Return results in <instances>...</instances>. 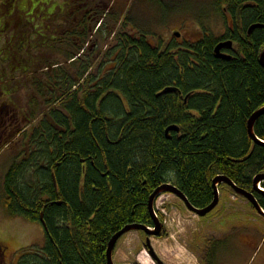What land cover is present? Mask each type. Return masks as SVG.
Returning <instances> with one entry per match:
<instances>
[{"label": "trees", "instance_id": "trees-1", "mask_svg": "<svg viewBox=\"0 0 264 264\" xmlns=\"http://www.w3.org/2000/svg\"><path fill=\"white\" fill-rule=\"evenodd\" d=\"M67 2L59 0L52 10H67ZM82 2L58 14L57 30L22 43L19 52L10 47L22 68L35 71L20 78L34 104L22 115L35 123V144L27 137L26 157L9 170L0 192L12 217L41 224L42 215L46 242L32 248L33 264H106L116 233L130 224L151 226L147 201L162 184L204 209L213 200L215 177L250 191L252 177L264 174V147L246 131L250 116L264 106L258 64L264 0H216L228 4L232 27L222 38L200 29L199 39L178 47L149 26L138 27L131 13L118 26L122 12H111L110 0L95 7L89 0L85 8ZM145 7L164 15L154 23L162 25L161 0ZM251 26L258 27L247 36ZM224 39L234 42L227 62L214 56ZM169 87L177 93L160 95ZM171 126L179 132L166 136ZM254 134L264 142V116ZM256 198L264 209L263 197Z\"/></svg>", "mask_w": 264, "mask_h": 264}, {"label": "rangeland", "instance_id": "rangeland-1", "mask_svg": "<svg viewBox=\"0 0 264 264\" xmlns=\"http://www.w3.org/2000/svg\"><path fill=\"white\" fill-rule=\"evenodd\" d=\"M76 1L68 0V12L76 5ZM110 1L112 2V0ZM117 1L118 4L124 1L125 6L123 7L131 6L128 4V0H115V2ZM164 1L167 4L165 7L167 18H165L164 25L154 24L160 21V18L163 20V14L160 16L155 11L150 13L143 4L136 6L135 1L129 13H127L128 10L124 11L125 8L117 7L116 12H122V16L119 15L116 22L118 26H121L125 16L131 13L137 21L138 27L149 26L152 28L150 31L162 37L165 44L169 43L167 45L176 47L181 46L184 40L199 39L202 32L188 24H184L185 27L182 24L183 27L176 30L180 27V22L188 20L190 15L176 11L177 7L194 5V11H198L201 7L211 6L214 0ZM56 12L58 11L56 10ZM123 15L125 16L123 17ZM70 17L71 14L69 20H71ZM36 19L37 16L29 13L23 14L21 17L22 23L29 27L32 39H36L44 33V30L36 29ZM53 21L54 19L50 33L58 29L57 23L53 24ZM107 23L111 24L108 21ZM175 32L181 34V40L174 41L172 34ZM223 33L224 30L221 28L211 30V34L215 37H219ZM94 34L93 32L92 35ZM178 37L180 38V36ZM112 39L111 35L105 43H101V49L105 50V46L109 45V42L112 43ZM158 42L156 40L157 44ZM83 52L81 51L80 54ZM91 73L96 74V71L93 70ZM187 96L192 97V94ZM219 190V204L204 218L194 216L181 202L171 196L162 195L157 198L155 211L164 217V234L160 237L147 236V242L150 244V250L155 253L162 264H264V218L258 216L245 200L231 194L226 187L221 186ZM26 224L21 223L20 227L17 226L15 233L20 232L21 235L25 233L23 242L27 246L35 249L43 248L46 240L41 224L35 222H26ZM124 236L118 240L115 251L113 249V264H154L148 257V248L143 247L144 233L131 232ZM141 249L143 250L142 254L140 253L139 257H136Z\"/></svg>", "mask_w": 264, "mask_h": 264}, {"label": "flooded vegetation", "instance_id": "flooded-vegetation-1", "mask_svg": "<svg viewBox=\"0 0 264 264\" xmlns=\"http://www.w3.org/2000/svg\"><path fill=\"white\" fill-rule=\"evenodd\" d=\"M80 1H83V8L89 5V0ZM134 1L136 6L141 4L145 6L148 3L147 0ZM58 2L59 0H0V188L5 176L14 164L19 165L21 159L26 157L24 145H26L27 137L30 143H34L32 134L35 123L30 118L22 115L33 110L34 104L33 102L28 103L26 91L20 88V78L24 75L31 76L35 74V71L27 70L25 66L22 68L20 54H10V47L13 46L19 52V47L22 43L28 45L34 44L30 36L29 27H26L25 23H22L21 17L23 14L29 13L37 16L36 29L44 30V33L50 32L52 30V20L56 19L58 14L61 17L63 14L64 17L68 13L66 9L63 10V7L58 12L52 10L53 6ZM99 2L100 0H96L94 7L99 6ZM161 3L166 7L167 4L164 0H161ZM128 4L132 6L133 0H128ZM221 4L214 0L211 6L201 7L198 11H194V5L178 6L176 11L185 12L190 15L187 18L188 20L180 22V27L176 28V30H180L183 27L182 24H188L198 30H217L221 28L224 30V33L219 35L218 38H222L225 35L226 26L232 27V20L228 15L230 12L228 4ZM123 6H125L124 1L118 4V1L112 0L109 8H111V12L112 10L115 12L117 7L120 9L125 8L124 11L128 10L127 13H129L132 7ZM250 6L246 5V7ZM164 23L165 21L162 22V25ZM173 34L180 36V38L173 37L174 41L181 40V34L178 32ZM196 40L191 39V42ZM227 41L230 40H220L217 44ZM233 48L234 42H232L231 49L226 48L221 51L230 56L228 51L233 50ZM22 142L23 146H21ZM22 153H25L23 157H21ZM5 210L2 205L0 192V264H33L29 260H33L32 255L34 254L23 242L25 233L23 235L20 232L15 233L17 226L20 227L21 223L26 224V221L22 220L21 217H12ZM147 241L148 237L145 235L143 247L146 246L148 248V257L154 264H162V262L158 261L159 259L155 253L150 250ZM142 251L141 249L136 257H139Z\"/></svg>", "mask_w": 264, "mask_h": 264}, {"label": "water", "instance_id": "water-1", "mask_svg": "<svg viewBox=\"0 0 264 264\" xmlns=\"http://www.w3.org/2000/svg\"><path fill=\"white\" fill-rule=\"evenodd\" d=\"M258 26H251L248 31H247V36H250L251 32ZM178 37V35H176ZM232 47V42L227 41L224 43L218 44L215 49H214V56L218 60L222 61H229L230 56L222 53L221 50L230 48ZM258 64L259 66L264 69V49L260 52L258 56ZM177 93V90L175 88L169 87L164 89L160 95H170V94H175ZM264 116V106L256 110L248 119L247 124H246V131L247 135L250 138V140L253 142L254 145L259 146V147H264V142L259 140L255 134H254V125L256 121ZM170 132H179V129L176 126H171L168 127L165 131V135L168 136ZM264 182V174H258L256 175L251 182V192L244 191L238 187H236L227 177L224 176H217L213 179L212 181V189H213V200L212 202L204 209H195L192 207L189 202L186 200L184 195L173 185L171 184H163L156 188L154 192L150 195L148 202H147V210L150 216V219L152 221V228L153 231H150L148 227L144 225H137V224H132L125 226L121 231L116 233L108 242L107 244V249H106V264H113L112 262V252L114 249V246L116 242L123 237L125 234L130 233V232H143L147 236H154L158 237L161 235V233L164 231L163 224L159 221V219L154 215V210H153V203L156 197H158L161 194H170L178 198L185 206V208L192 214L204 218L207 216L209 213H211L216 206L218 205L219 202V194H218V186L219 185H226L228 186L232 192L239 196L240 198L244 199L247 201L252 208L255 210V212L261 216L264 217V212L262 211L258 201L255 198V195H261L264 199V192L260 190L259 184ZM255 194V195H254ZM40 222L44 226L43 220H42V215H40Z\"/></svg>", "mask_w": 264, "mask_h": 264}]
</instances>
